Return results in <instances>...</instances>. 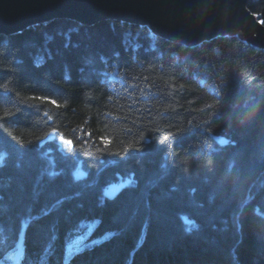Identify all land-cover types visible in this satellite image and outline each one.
<instances>
[{
  "label": "trees",
  "instance_id": "1",
  "mask_svg": "<svg viewBox=\"0 0 264 264\" xmlns=\"http://www.w3.org/2000/svg\"><path fill=\"white\" fill-rule=\"evenodd\" d=\"M248 10L264 20V0ZM0 98V264L22 220L19 264H64L91 222L109 238L67 264H264V50L55 18L0 35ZM81 126L95 144L48 140Z\"/></svg>",
  "mask_w": 264,
  "mask_h": 264
},
{
  "label": "water",
  "instance_id": "2",
  "mask_svg": "<svg viewBox=\"0 0 264 264\" xmlns=\"http://www.w3.org/2000/svg\"><path fill=\"white\" fill-rule=\"evenodd\" d=\"M252 0H0V35L65 18L82 25L118 20L147 27L184 46L237 36L264 50V26L248 10Z\"/></svg>",
  "mask_w": 264,
  "mask_h": 264
},
{
  "label": "snow or ice",
  "instance_id": "3",
  "mask_svg": "<svg viewBox=\"0 0 264 264\" xmlns=\"http://www.w3.org/2000/svg\"><path fill=\"white\" fill-rule=\"evenodd\" d=\"M253 15H258V14H253ZM262 24H264V20H260L258 21ZM138 47V45H137ZM40 62H37V65H39ZM130 87L132 88H135L136 85H131ZM148 91H151V85H146ZM141 93L142 94H146L145 93V90L143 88L140 89ZM0 99H3V98H0ZM32 99H36V100H40V101H45L47 100L48 102H50L52 105L56 106V107H59V104H58V101L55 100V99H51L50 97H47V96H38V97H32ZM109 99H111V97H109ZM133 104H136V101L134 100L133 101ZM14 107H17V110H19L18 108V105L16 104H13ZM209 107H211V105H209ZM5 117H8V116H11L12 113L11 111H6L4 113ZM107 115H111V113H108ZM45 116L48 117L49 120H51L52 118L50 116H48L47 113H45ZM120 117H117V119H119ZM135 123V122H133ZM76 129H73V132L76 133ZM129 133L132 132V129L129 128L127 130ZM49 135V138H52V137H56V136H59L60 138V142L61 144H66V146L71 149V148H75L76 147V143H80L82 145H88L89 143H92V144H95L96 141L95 139L93 138V135L90 131H85L84 127L81 126L80 129H79V132H78V136H77V140L74 141L73 139H68L65 141L63 135H61L57 129H53V131L48 134ZM140 138L143 139V133L141 132L140 133ZM168 139V137H164V140H162L161 142L163 143L164 141H166ZM113 143V138L111 136H100L99 137V144L102 145L103 147L100 148L98 147L97 148V152H102V151H106L109 146H111ZM223 143V141H222ZM134 150V146H133V143H128L124 149H123V153L124 154H128L130 152H132ZM119 151V150H118ZM3 164H4V156L3 154H0V167H3ZM49 175L51 176H55L57 175V173L55 172H52V173H49ZM87 174L83 171H80L79 169L76 170L74 173H73V178L74 180L76 181H80L82 179L85 178ZM129 186H131L134 181H129ZM106 195H111L110 193H106ZM86 236H82V237H78L72 244L71 247H69L68 249H66V258H65V264H67V261H68V258L73 256V255H76V254H79L80 252H82L85 247H87L88 245L85 244V240H86ZM109 237L108 236H105L104 239H108ZM92 243H99V241H93Z\"/></svg>",
  "mask_w": 264,
  "mask_h": 264
},
{
  "label": "rangeland",
  "instance_id": "4",
  "mask_svg": "<svg viewBox=\"0 0 264 264\" xmlns=\"http://www.w3.org/2000/svg\"><path fill=\"white\" fill-rule=\"evenodd\" d=\"M92 230H93V223L91 222V223H89V226H87V229L85 230V233L84 234H82V235H80V236H78V237H82V236H86L87 238H88V236L90 235V233L92 232ZM106 235H108V234H105V235H103V236H106ZM103 236H100V237H95V238H86L87 240L85 241V244L87 245V244H89V243H92L93 241H98L99 239H101ZM77 237V238H78ZM69 247H71V245H67V249L69 248Z\"/></svg>",
  "mask_w": 264,
  "mask_h": 264
}]
</instances>
